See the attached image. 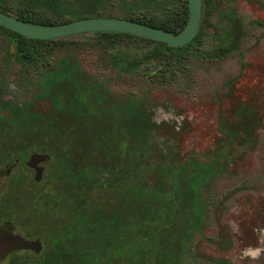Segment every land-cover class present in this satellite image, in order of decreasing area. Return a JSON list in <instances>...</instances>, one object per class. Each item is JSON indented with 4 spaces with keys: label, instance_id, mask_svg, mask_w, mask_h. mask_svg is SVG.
<instances>
[{
    "label": "rangeland",
    "instance_id": "374dc122",
    "mask_svg": "<svg viewBox=\"0 0 264 264\" xmlns=\"http://www.w3.org/2000/svg\"><path fill=\"white\" fill-rule=\"evenodd\" d=\"M0 1L1 8H5L12 17L25 8L24 0ZM183 2L169 0L167 7L173 6L180 11ZM214 7L216 9L204 19L202 33L184 58L179 61L171 55H163L131 73H119L111 65L108 55L113 53L133 59L150 52L155 44L126 36L109 39L82 34L76 36V40L84 44L82 48L57 47L55 52L37 64L19 70L4 63L5 36L0 29L1 100L20 108L41 90L38 80L42 74L73 55L87 81L96 86V94L105 105L114 107L131 104L135 99L141 101L151 120L160 128L149 136L148 141L154 147L153 155L162 153L186 162L183 167L187 169L178 172L176 179H179L177 191L187 201L180 209L178 224L162 239L164 254L172 253L176 264H220L224 260L231 264H264V0H217ZM222 11L236 12L245 23L239 49L221 59L201 58V52L224 46L230 40L231 24L222 16ZM122 12L116 8L110 13L122 17ZM243 104L254 110L252 127L247 134L243 132V139H235L219 155L225 140L219 116L233 117V111ZM0 122L4 124L1 117ZM209 158L216 161L207 167L201 164L205 163L202 159ZM47 162L41 161L35 168L31 167L36 172L35 178L39 172L42 173V183L34 186L38 193L37 202L41 203L43 197L55 196L56 190V184L46 180ZM14 167L9 168L10 172ZM132 170L131 167L126 173L129 174L128 180L123 178L127 181L126 188L115 179H109L102 195L100 187V190L95 189L100 192L93 196L99 207L125 203L131 207L136 177L140 176H150L152 187L159 192L152 189L147 194L152 205L161 201L165 207L167 204L172 207L173 188L167 178L170 170ZM88 172L92 178L95 172ZM30 177L33 181L32 174L28 180ZM62 180L57 189H65L66 194L67 184ZM192 185L198 189L201 187L198 201L201 205L198 203L199 210L194 213L189 208ZM195 196L198 194L192 196L193 202ZM46 204L48 207L43 211L49 209L52 219L56 218L58 211L52 209L50 202ZM147 222L150 225L146 230L134 231L132 224L128 225L127 233L146 238L151 245L150 251L154 232L165 224L160 222L158 225L157 218ZM121 223L125 224L124 221ZM7 230L6 235L27 237L24 233L15 234L12 229ZM220 237L231 241L227 250L214 244L220 242ZM130 246L135 248L133 244ZM256 248L261 249L258 257L244 254L246 249ZM28 256L34 258L35 254L28 253Z\"/></svg>",
    "mask_w": 264,
    "mask_h": 264
},
{
    "label": "trees",
    "instance_id": "16d2710c",
    "mask_svg": "<svg viewBox=\"0 0 264 264\" xmlns=\"http://www.w3.org/2000/svg\"><path fill=\"white\" fill-rule=\"evenodd\" d=\"M168 2L169 0H143L130 4L125 0H24L25 8L13 16L31 24L53 25L85 18L109 17L110 12L119 8L126 13V19L178 34L189 20L188 0H184L180 11L168 8ZM216 2L217 0H202L199 33L190 44L180 48H171L165 43L124 33L96 32L90 35H101L109 39L126 36L155 44L150 52L133 59L109 54V61L119 73L134 72L163 55H171L180 61L202 33L204 19L216 9ZM1 6L0 1V10L9 15ZM132 9L135 11L133 16H127V11ZM140 9L151 12L138 13ZM157 11L159 12L155 13ZM221 14L231 24L230 40L224 46L201 52V58L221 59L239 49L245 23L234 11H222ZM0 29L5 36V59L9 68H29L51 52H55L57 47L80 49L84 46L80 40H76V36L39 40L25 37L2 26ZM38 81L41 90L31 100L17 109L10 104H3L0 107L5 112L0 113V117L3 118L4 125L8 126V138L21 135L22 161L33 151H49L47 138L50 134L56 143L53 151L57 160L62 163V174L64 177L69 176L70 183L65 185L68 191L66 194L65 189H60L57 202L43 197L42 203H36L32 198L34 195L29 193L16 195L13 191L8 194V204L10 201L17 203L20 199L23 200L19 205L21 208L8 212L7 217L20 221L27 237L39 238L45 244L42 254L34 258L28 256L27 252L17 259L11 256L10 264H17L18 261H21V264H176L174 255L164 254L161 246L162 239L178 224L180 209L187 201L177 191L179 179H176L178 172L187 169L183 167L186 162L176 159L175 156L152 154L154 147L152 148L148 141L149 136L160 128L151 120L141 101L135 99L133 103L123 106L105 105L104 100H100L96 94V86L87 81V77L80 70L79 61L73 55L47 69ZM253 111L243 104L233 111V117L224 118L220 114L219 124L222 126L225 140L219 155L223 154L235 139H243L244 131L247 134L255 120ZM211 158L202 159L205 163L201 164L207 167L216 161ZM131 167L133 172L170 170L167 178L173 188L172 207L169 208L168 204L165 207L161 201L153 205L148 201L149 191L153 189L152 191L159 193L152 187L150 176L136 177L131 207L128 203L99 207L93 199L99 192L95 189L100 187L102 195L109 179H115L119 185L126 188L127 181L124 179L128 180L129 174L126 173ZM88 171L95 172L92 178ZM191 188L193 191L189 200L192 203L189 208L194 213L199 210L198 203L201 205L198 202L201 187L198 189L192 185ZM119 191L120 189H117V192ZM195 194L198 196H195L196 200L193 202L192 196ZM49 202L57 205L54 210L59 214L54 219H51L49 212L43 211V205ZM219 204L217 203L216 207ZM156 218L158 225L160 222L165 225L158 226V230L154 232L155 239L151 242L153 247L149 251L150 242L137 235L131 238L127 229L128 225L133 224L134 231L146 230L150 225L147 220ZM64 219L70 221L63 222ZM191 228L190 226L189 229ZM230 242L220 237V242L214 244L227 250ZM131 244L135 248L132 249ZM220 264L231 262L224 260Z\"/></svg>",
    "mask_w": 264,
    "mask_h": 264
},
{
    "label": "water",
    "instance_id": "95a60500",
    "mask_svg": "<svg viewBox=\"0 0 264 264\" xmlns=\"http://www.w3.org/2000/svg\"><path fill=\"white\" fill-rule=\"evenodd\" d=\"M189 20L186 27L178 34L164 29L121 18H85L64 24L38 25L31 24L0 11V26L12 30L31 39L56 40L96 32L124 33L167 44L171 48H180L191 43L198 35L202 21V0H188ZM47 156L34 154L27 165L31 168ZM41 172L36 181H41ZM34 251L40 253L42 243L39 240H28L20 235H5L0 238V262L10 254L18 251Z\"/></svg>",
    "mask_w": 264,
    "mask_h": 264
},
{
    "label": "flooded vegetation",
    "instance_id": "af4514ba",
    "mask_svg": "<svg viewBox=\"0 0 264 264\" xmlns=\"http://www.w3.org/2000/svg\"><path fill=\"white\" fill-rule=\"evenodd\" d=\"M125 1L129 2L130 4L131 3L133 4V3L141 2L143 0H125ZM181 7L182 6H180V8ZM171 8L175 9L177 11V9L174 8L173 6ZM133 12H135L133 9L130 11H127V13L129 14L127 16H133V14H132ZM137 12L149 14L151 12V10L147 11V9H140ZM122 13H123L122 17H119V16L115 17L116 15L114 16L110 13L109 17H99V18L126 19L125 18L126 13H124V11ZM6 15H8V14H6ZM9 16H11V15H9ZM126 20H129V19H126ZM135 22H137V21H135ZM142 24H144V23H142ZM145 25H147V24H145ZM118 60H121V59H118ZM4 63L6 64L5 57H4ZM111 65L113 66L112 63H111ZM1 97L2 96L0 94V106H2L3 104H10L9 102H5V101L3 102L1 100ZM0 110H3V113L5 112V110L1 109V107H0ZM7 128H8V126H4V124H2L0 122V238H3L6 235V233L8 232V230H7L8 228L12 229L15 232V234H23L24 233V230L21 227L22 224L20 221H18L17 219L12 220L11 218L7 217L8 212L18 211L19 208H21V207H19V205L21 204V202L23 200V198H22L17 203H16V201H10V203L8 204V200H10V198H8V194L10 192L14 191L16 193V195L17 194H24V193L33 194L34 196H32V198L34 201L37 202L38 193L36 191L37 189L34 186L40 185L43 180L41 182H37L35 180V173H36L35 170L30 168L27 165V163L30 161L31 157L34 154L47 156L49 158L48 162H47L48 165L45 167V169H46L45 171L48 172L46 175V180L48 182L56 184L55 185L56 186L55 196H53V197L47 196L44 198H47L49 200L51 199V200L57 202V198L59 196V191H60L57 189V184L60 185L63 182L62 179H64V184L68 185L70 183L69 176L66 175L65 177H63V175L61 174L62 173V163H60L57 160L56 153L53 151L56 143H55V140L53 139V137H50V134H48V138H47V145H48L49 151H42V152L33 151L30 153V155L28 156V158L25 161H22L21 156H22L23 139L21 138V135H19L18 137L16 136L15 138L12 136H9V138H8ZM26 143H28V141H26ZM8 151H9V155H8ZM13 166H15L13 168L14 170L10 172L9 168L13 167ZM38 167L40 168L42 166H38ZM29 172H30V174L33 175V181L31 180V177L28 180V176L30 175V174H28ZM43 179H44V177H43ZM16 200H17V198H16ZM43 206L45 208L48 207L47 205H43ZM51 206H52V209H55L57 205L51 203ZM47 212H49V214H51L49 209ZM51 219H52V217H51ZM68 221H70V220L67 219V222ZM131 238H133V236H131ZM26 239L34 240V241L35 240L41 241V243L43 245L42 246L43 247L42 252H40V253H34L32 251L13 252L4 261L0 262V264H10L9 261L11 259V256H14L17 259L24 252L33 253V254H35V256L43 253L44 248H45V244H44L43 240H41L39 238H30V237H28V238L26 237ZM78 247L80 248V245H78ZM17 264H21V261H18Z\"/></svg>",
    "mask_w": 264,
    "mask_h": 264
},
{
    "label": "clouds",
    "instance_id": "9594fccd",
    "mask_svg": "<svg viewBox=\"0 0 264 264\" xmlns=\"http://www.w3.org/2000/svg\"><path fill=\"white\" fill-rule=\"evenodd\" d=\"M261 252V249L260 248H256V249H246L244 254L245 255H248V256H251L252 258H256L259 256Z\"/></svg>",
    "mask_w": 264,
    "mask_h": 264
}]
</instances>
